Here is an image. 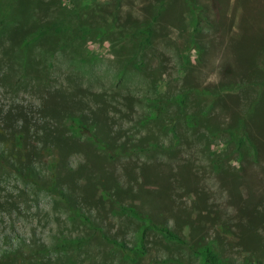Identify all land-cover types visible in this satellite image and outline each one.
Masks as SVG:
<instances>
[{
    "label": "rangeland",
    "instance_id": "obj_1",
    "mask_svg": "<svg viewBox=\"0 0 264 264\" xmlns=\"http://www.w3.org/2000/svg\"><path fill=\"white\" fill-rule=\"evenodd\" d=\"M205 245L264 261V0H0V264Z\"/></svg>",
    "mask_w": 264,
    "mask_h": 264
},
{
    "label": "trees",
    "instance_id": "obj_2",
    "mask_svg": "<svg viewBox=\"0 0 264 264\" xmlns=\"http://www.w3.org/2000/svg\"><path fill=\"white\" fill-rule=\"evenodd\" d=\"M151 228L154 230H160L163 232L165 236H168L171 239H180L178 234L170 230L169 228L166 227H160L158 225L153 224V222L149 221L147 222L144 219L143 227L142 230L146 233V231ZM77 244L78 242H72L71 244ZM197 253H200L202 256V263L203 264H264V261L261 259H254L245 263H235L232 262L228 258L221 257L219 253L214 251L212 248H210L208 245L203 246L202 248L197 250Z\"/></svg>",
    "mask_w": 264,
    "mask_h": 264
}]
</instances>
